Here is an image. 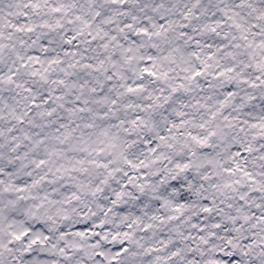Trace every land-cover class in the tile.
I'll return each instance as SVG.
<instances>
[{
    "label": "snow or ice",
    "instance_id": "6c2138e0",
    "mask_svg": "<svg viewBox=\"0 0 264 264\" xmlns=\"http://www.w3.org/2000/svg\"><path fill=\"white\" fill-rule=\"evenodd\" d=\"M0 264H264V0H0Z\"/></svg>",
    "mask_w": 264,
    "mask_h": 264
}]
</instances>
